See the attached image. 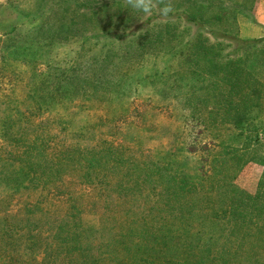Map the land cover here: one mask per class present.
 I'll return each mask as SVG.
<instances>
[{
    "label": "rangeland",
    "instance_id": "374dc122",
    "mask_svg": "<svg viewBox=\"0 0 264 264\" xmlns=\"http://www.w3.org/2000/svg\"><path fill=\"white\" fill-rule=\"evenodd\" d=\"M173 4L169 17L161 18L157 6L141 20L125 0H0V115L23 116L15 124L16 130L24 125L20 137L33 142L39 136L46 156L69 163L59 178L9 185L5 175L19 171L24 157L18 158V151L23 148L0 134V222L6 223L0 224V240L7 230L16 241L23 237L21 250L39 240L31 255L17 252L7 257L11 246L2 245L0 264H43L49 259L47 251L56 264H69L85 253L98 258L97 264H105L101 261L105 254L118 264L127 263L132 254L119 243L109 246L114 252L100 244L111 232L123 239L124 232L136 227L131 225L150 221L149 206L155 198L143 178L151 173V163L170 161L176 169L185 163L190 174H211L222 142L250 143L246 150L253 159L243 164L232 182L245 196H256L264 176V93L263 106L249 112L244 129L213 123L211 112L219 95L213 84L218 80L205 55L199 64L195 58L187 61L184 54L195 53L189 39L197 30L186 31L185 20L178 17L196 12L207 31L261 38L264 0H173ZM227 8L232 10L215 19ZM220 42L221 47L226 45ZM249 56L255 60L257 54ZM190 96L193 102H187ZM10 152L14 157L8 156ZM171 218L166 213L160 220ZM74 235L82 238L80 246L90 249L58 251L63 244L69 246ZM227 242L219 239L217 250L229 246ZM151 259L139 258L137 264H149ZM243 261L247 264V259Z\"/></svg>",
    "mask_w": 264,
    "mask_h": 264
},
{
    "label": "trees",
    "instance_id": "16d2710c",
    "mask_svg": "<svg viewBox=\"0 0 264 264\" xmlns=\"http://www.w3.org/2000/svg\"><path fill=\"white\" fill-rule=\"evenodd\" d=\"M227 10L232 9L227 8L219 12L215 19H222V15ZM239 13L244 14L245 12L241 10ZM181 17L185 20L183 24H185L186 31L189 28L197 30L196 37L189 39L193 43L192 49L195 53L184 54L187 61L193 62L195 58L196 63L199 64V60L205 55L210 61V69L218 80L213 84L219 90V95L216 98L215 107L217 108L211 112V121L216 125L228 124L244 129L249 112L254 107L263 106L264 82L261 80L264 77L262 67L264 66V37L248 39L214 30L207 31L199 21L196 12L184 14L178 19ZM166 28L171 33V25L166 24ZM221 40L225 41L227 46L221 47ZM227 47L229 52L224 54L222 51ZM252 53L257 54L255 60L249 56ZM261 74L262 77L258 78ZM193 100L192 96L187 98V102H193ZM20 116V114L14 116L12 113L0 115L2 138L15 139L23 148L22 152L18 151V158L24 157L20 159L22 163L18 168L19 171L14 170L5 175L7 183L9 185L21 184L26 179L30 183H40L49 180L50 177H61L64 168L66 169L69 163L63 165L54 157L46 156L45 149L40 150L39 136L34 138L33 142L26 141L25 136L20 137L25 134L24 125L18 126V130L15 128V124L22 121L23 116ZM258 139L259 133L254 137V141L257 143ZM218 145L222 152L214 155L211 163L213 173L211 174L206 172L204 175L190 174L186 170L185 163L178 167L181 169H176L171 167L170 161L152 162L149 167L151 173L148 172L149 174L143 178V184H151L149 194L150 197L155 198L153 205L149 206L150 221L145 220L142 224L131 225L136 227H130L124 232L123 239H117L115 232H111L107 240L100 244V248L113 251L109 249L111 243H119L124 250L132 254L128 256L130 261L124 262L125 264H137L140 261L139 258H152L149 264L190 262L212 264L210 261H222L221 264H232L233 262L246 264L243 261L246 259L247 264H264V258L260 259L264 252V176L254 198H249L236 190L232 182L234 175L244 163L253 159L246 150L250 143L243 142L240 146H235L233 143L222 142ZM8 156L14 157V154L10 152ZM34 156L41 157L39 158L41 161L33 159ZM96 160V158L91 160L90 166ZM72 162L76 163L74 160ZM37 166L41 167L37 168ZM207 172L211 171L207 170ZM89 173L90 171L85 172L86 175ZM153 175H157L158 178H153ZM135 186L140 187V181H137ZM120 187L122 188L123 185ZM158 189L161 191L157 192ZM124 193L127 194L126 191ZM166 213L172 218L167 222L161 221L160 219H165ZM0 224L6 227L3 221ZM79 226L80 223L75 224L76 229ZM76 237L74 235L69 246L63 244L58 251L70 252L80 247L83 251L90 249L80 246L82 238ZM21 239L23 237H19L16 241L11 231L7 230L5 237L3 236L0 240V247L2 245L11 246L6 253L7 257H14L17 252L20 255L25 253L31 255L38 250L39 240H33L21 250L23 246L19 242ZM219 239H227L229 243V246H222L221 251L224 250L223 252L216 248ZM2 253L3 250L0 248V256ZM47 254L49 259L43 264H56V261L51 262L50 260L52 253L47 251ZM215 254L219 255L215 256ZM227 254L228 257L225 256ZM105 256L107 261L101 256L103 263L107 264L109 261V264H118V259H111L106 254ZM168 256H173L176 260L165 258ZM156 258L160 260L157 261ZM258 259L260 260L257 261ZM97 260L98 258L85 253L82 258H76L69 264H97Z\"/></svg>",
    "mask_w": 264,
    "mask_h": 264
},
{
    "label": "clouds",
    "instance_id": "9594fccd",
    "mask_svg": "<svg viewBox=\"0 0 264 264\" xmlns=\"http://www.w3.org/2000/svg\"><path fill=\"white\" fill-rule=\"evenodd\" d=\"M125 5L140 13L141 20H144L143 17L149 16L157 6H159L161 18H167L175 11L173 0H125Z\"/></svg>",
    "mask_w": 264,
    "mask_h": 264
}]
</instances>
